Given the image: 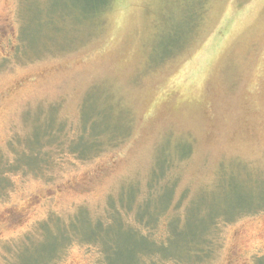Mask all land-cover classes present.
<instances>
[{"label": "rangeland", "instance_id": "rangeland-1", "mask_svg": "<svg viewBox=\"0 0 264 264\" xmlns=\"http://www.w3.org/2000/svg\"><path fill=\"white\" fill-rule=\"evenodd\" d=\"M184 1L88 18L83 0H0V264L73 218L86 240L51 264H174L138 249L179 215L165 254H183L205 209L257 210L219 221L209 261L184 264H264V0H208L200 21ZM96 135L91 156L71 150ZM32 153L38 167L19 164Z\"/></svg>", "mask_w": 264, "mask_h": 264}, {"label": "trees", "instance_id": "trees-1", "mask_svg": "<svg viewBox=\"0 0 264 264\" xmlns=\"http://www.w3.org/2000/svg\"><path fill=\"white\" fill-rule=\"evenodd\" d=\"M184 2H186L187 7L189 8L188 16L189 17L191 16L192 18V16L197 15L200 21L201 16L204 14L205 5L207 4L208 0H186ZM83 3L85 7L86 6L88 7V11L85 16L90 18L92 16L96 17L104 13L105 11L103 12V10H105L111 5L112 0H83ZM198 24L199 23H197L195 27ZM22 46L23 48H28V46L23 44V42H22ZM51 129L52 128L49 129L48 133H50ZM98 138H101V137H98L97 135L94 137V139L96 140H94L92 144L90 145L91 149H89V146L87 144H83L82 147H76V144H77L76 142V144L71 146L72 148L71 150L75 152L76 154H78L79 157L85 158V157L91 156V154H94V152H96V150L100 148V145L98 144ZM23 145H24L23 148L24 149L26 148V150H24V152L22 151L20 154H24L28 150V148L25 146V143ZM39 148L41 149L42 145H39V147H37L35 150L39 151L40 150ZM18 162L20 165L25 164L31 168L33 167L36 168L39 166L38 155L37 154L34 155L33 153L31 155L30 163H27L24 159L20 158L19 156H18ZM14 169H18V167L16 166ZM164 185H167V184H164ZM172 201H173V195L171 199L169 198L168 203L171 204ZM177 204L178 205L181 204V200H179ZM256 210L257 209L253 211L249 210L247 212H241V213L237 212L233 214V217H230L226 214H221L216 211L214 215H211V213H207L209 212L207 211V209H205V211L203 212L199 211L198 214L200 215L196 216L195 219L198 220L197 221L199 222L198 224L204 223L205 221L209 222L207 225V228H205L204 230H202V232H199V233L197 232L190 233V235L192 234L194 238L190 240L191 243H189L187 247H185L183 254L174 253V254L167 255L165 253H167L166 245L170 241L169 235H170L171 223L175 219L179 224V222H181V219H182L179 215H175L173 217V220L168 225V236L166 239H164V241L162 242L155 241V240L151 241L152 247H153L152 251H148L147 247H145L146 250H143V248H139L138 251L143 254L142 261L144 257H148V259H150V258H153L154 256L163 258V260H167V259L173 260L174 264L209 261L210 259L209 257L213 255L214 247H213V242L211 240H208V238L211 239L210 235H212L213 229L217 227L216 226L217 223L219 221H223L224 223L230 222L240 215H243L248 212H254ZM128 211H130V209H128ZM158 211H161V210H158ZM156 215L157 217L159 216V214H156ZM149 216H154V214L149 212ZM185 221L191 222L188 220V216H186V214H185ZM178 224H176L177 228H174V232H173L174 238L180 237L181 234L183 233V227ZM124 227H125V224H124ZM126 227H132V226H126ZM198 227H201V226H198ZM126 229L128 230L127 232L130 233V235L136 234L138 232V235L140 236L141 239H143V241L152 240L151 236L144 235L137 229L136 226L132 228H126ZM84 231L85 230L80 225L79 220L76 218H73L72 221L67 224L60 222V221H58L53 226L50 225V223L48 222L44 223L40 226V232L43 235L42 239L40 238L39 240L37 239L33 240L32 238H29L27 241H25L16 250L15 260L11 264H51L54 260L58 258L61 259L64 250L75 239V237L80 236L82 240H86L85 238H83ZM92 236L93 237H91V239L89 238L88 241H91V243H93L94 241L97 243H100V240L98 239L99 237L98 232H93ZM186 237L191 238V236H186ZM127 250L129 249H126V251Z\"/></svg>", "mask_w": 264, "mask_h": 264}]
</instances>
